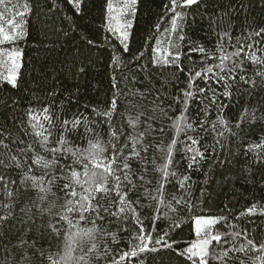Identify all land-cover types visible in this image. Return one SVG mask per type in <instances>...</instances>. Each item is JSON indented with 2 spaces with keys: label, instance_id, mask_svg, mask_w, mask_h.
Segmentation results:
<instances>
[{
  "label": "trees",
  "instance_id": "16d2710c",
  "mask_svg": "<svg viewBox=\"0 0 264 264\" xmlns=\"http://www.w3.org/2000/svg\"><path fill=\"white\" fill-rule=\"evenodd\" d=\"M183 2L0 3V264H264V0Z\"/></svg>",
  "mask_w": 264,
  "mask_h": 264
},
{
  "label": "snow or ice",
  "instance_id": "6c2138e0",
  "mask_svg": "<svg viewBox=\"0 0 264 264\" xmlns=\"http://www.w3.org/2000/svg\"><path fill=\"white\" fill-rule=\"evenodd\" d=\"M3 0H0V3H2ZM71 2V0H70ZM200 0H184L183 3H177V4H174V8L173 10L175 9L176 6H179V7H191L192 5L194 4H197L199 3ZM78 6V5H77ZM0 22H3L2 24H0V31L3 30L4 27H7L9 29H12L14 27V24L12 22L9 21L8 18H6L4 16V14L2 12H0ZM173 24L175 25V20H173ZM261 33H257V35H260ZM127 37H124V39H126ZM3 39L5 41L11 39V37L5 35L3 37ZM178 59V57H177ZM222 59L224 61H227L229 59V57H222ZM255 62H258V61H254ZM221 70H223L222 66H221ZM81 71H83V69H81ZM13 87H15V81L14 79L13 80H10L9 81ZM247 82V81H246ZM116 107V101L113 100L112 101V108L115 109ZM109 115H111V112H109ZM67 123V122H66ZM134 126V125H133ZM192 143H196V141H192ZM0 147H4V148H7L8 145L4 144L3 143V140L2 138H0ZM125 147H127V145H125ZM116 152L119 153V155H113L112 159H111V162L108 163L106 165V167L103 169L109 177H111L114 181H116V183L113 185V188L115 189V194L117 197H119V204L123 206V208L121 210H124V209H129V204L127 203V194L124 193L122 190H121V184L124 183L125 181H127L129 184H131V180H130V177L128 176V169H127V166L126 165H117V161L119 160L120 158V155H122V151L119 150V149H116ZM136 155H138V153H136ZM134 157H126L125 159H133ZM13 159H15L13 157ZM193 159H196V155L193 156ZM0 163H3L2 160H0ZM113 165H117V167H119L120 171H123L125 173L124 177L121 178V176H119L117 174L116 171L113 170ZM98 167V165H95ZM163 172V170H161ZM0 182L2 183H5L7 184L6 181H3L2 178H0ZM78 182V180H77ZM95 191L97 193H104L105 195H107L108 193V188L106 186H98L96 187ZM71 195H75V192H72ZM9 196H11V192H9ZM84 199H87V198H84ZM70 203V202H69ZM71 211V209H69ZM93 210H95V208H93ZM130 210V209H129ZM249 215H252L254 213L252 212H249L248 213ZM113 216H116L117 213L116 212H113L112 213ZM10 219V216L9 215H4V214H0V227H3L5 222L8 221ZM197 223H199V221H197ZM54 227V226H53ZM138 239L141 241V243L143 244V247H139V252H133L131 254H128V255H125L124 257H122V259H128L129 256H138L140 253H144V252H148V251H153V252H157V251H160L161 249H158V248H151L149 249L148 248V244L151 243V239L149 237H145V236H140L138 237ZM213 239L219 243L220 242V237H213ZM157 244H160V243H165L164 241H156ZM205 244L208 243V241H205L204 242ZM249 245L254 247V245H252V242L249 241ZM167 247L171 248L172 246L171 245H168ZM238 251L240 249H237ZM178 255H182V256H185L186 259H191V258H198L200 261H201V264H206V261L204 260V256L207 255V252L204 251L203 255L200 254V252H192L191 250L185 254V253H177ZM224 256H227V252L224 253ZM117 264H120L119 261H117Z\"/></svg>",
  "mask_w": 264,
  "mask_h": 264
},
{
  "label": "rangeland",
  "instance_id": "374dc122",
  "mask_svg": "<svg viewBox=\"0 0 264 264\" xmlns=\"http://www.w3.org/2000/svg\"><path fill=\"white\" fill-rule=\"evenodd\" d=\"M127 23H123L121 21H118L117 25L124 27ZM4 37L3 34L1 36ZM199 221V223H197ZM214 223L213 218L204 216V217H197L194 221V227L196 231V238L193 241V246L191 248L192 252H200L201 255H203L204 251L207 252V246L209 245V238L204 236L203 233L207 231V229ZM202 234V235H201ZM208 241L207 244L204 242Z\"/></svg>",
  "mask_w": 264,
  "mask_h": 264
}]
</instances>
